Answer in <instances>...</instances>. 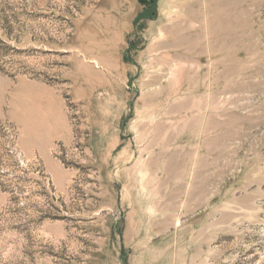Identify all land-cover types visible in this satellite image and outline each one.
I'll return each instance as SVG.
<instances>
[{
  "label": "rangeland",
  "instance_id": "374dc122",
  "mask_svg": "<svg viewBox=\"0 0 264 264\" xmlns=\"http://www.w3.org/2000/svg\"><path fill=\"white\" fill-rule=\"evenodd\" d=\"M0 264H264V0H0Z\"/></svg>",
  "mask_w": 264,
  "mask_h": 264
}]
</instances>
